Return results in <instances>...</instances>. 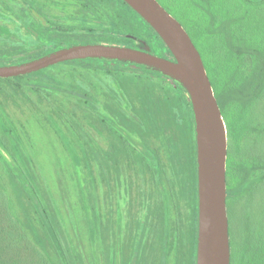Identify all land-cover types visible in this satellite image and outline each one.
<instances>
[{
    "label": "rangeland",
    "instance_id": "374dc122",
    "mask_svg": "<svg viewBox=\"0 0 264 264\" xmlns=\"http://www.w3.org/2000/svg\"><path fill=\"white\" fill-rule=\"evenodd\" d=\"M159 1L196 43L222 110L231 264L264 263V0ZM134 27L118 0H0V65L84 43L135 47L121 38ZM173 83L107 59L0 80V134L40 185L38 196L0 144V264H192L197 140Z\"/></svg>",
    "mask_w": 264,
    "mask_h": 264
},
{
    "label": "water",
    "instance_id": "95a60500",
    "mask_svg": "<svg viewBox=\"0 0 264 264\" xmlns=\"http://www.w3.org/2000/svg\"><path fill=\"white\" fill-rule=\"evenodd\" d=\"M166 44L174 60L148 51L105 44L77 45L39 60L0 66V79L33 74L76 60H123L154 68L188 92L194 114L198 157V245L196 264H231L227 206L228 137L222 110L202 54L183 24L158 0H123Z\"/></svg>",
    "mask_w": 264,
    "mask_h": 264
},
{
    "label": "trees",
    "instance_id": "16d2710c",
    "mask_svg": "<svg viewBox=\"0 0 264 264\" xmlns=\"http://www.w3.org/2000/svg\"><path fill=\"white\" fill-rule=\"evenodd\" d=\"M118 1L121 2V4L123 5V7L125 8L126 12L129 15H131V18H132V20L134 22V26H135L134 29H133L134 30L133 32H135V33L132 32V34L131 33L128 34L127 37L126 36L125 37H122L121 36V38H123L124 40L133 42L135 44V47H131V48L140 49V50L145 51V49L141 47V45L143 44L146 48H148V50H146V51H148V52H150L152 54H155V55H157L159 57L168 58L169 59L170 58L169 56H172L171 52L169 51L168 47L163 42V40L152 29V27L149 24H147L139 16V14H137L123 0H118ZM170 1L171 0H168V2H167V5L168 6H170L169 5ZM171 5L173 6V4H171ZM142 24L148 28V30L150 31V33L152 34L153 37L155 36L154 37L156 39V42L155 43H156V45H157L158 48H156V47L154 48L151 42L143 41L139 36H137V28L136 27L137 26H140ZM93 31L94 30H92L91 32H93ZM90 35H94V34H90ZM102 44L123 46V45H119V44L106 43V42H104ZM59 49L60 48H57V47L56 48H53L52 51L46 53V55L47 54H50V53H54V52L58 51ZM154 50H158L159 53H156V51H154ZM41 57H42V55H38L37 58H41ZM88 60H90V59H88ZM74 62H76V61H74ZM0 66L1 67H4V65H0ZM0 80H2V79H0ZM5 80H10V79H5ZM211 81H212V79H211ZM172 85H173L174 89L177 90V92H178V88L181 90V91H179V93L181 94L182 101L184 103L189 104L192 107V103L190 101V97H189L187 91L184 88L178 87V83H173ZM191 110H192V113H193V108ZM193 118H194V114H193ZM0 144L8 152V154L10 155L11 159L13 160V162L19 168V170L21 171L22 175L26 179L28 185L33 189V191L36 193V195L39 196V188H40L39 181H38V178H37L35 172L33 171L32 167H31L30 161L26 157V155L22 152V150L20 148V145L18 144V140H16L14 137H12L11 131H9L6 128L4 129V134H0ZM196 192L198 193V189L196 190ZM197 216L199 217V210L197 212ZM41 221H42V225H43V228L45 229V232H46L47 236L51 239V241L55 245V247L58 248V249H60V244L58 243L57 236H56V232H55L53 226L50 223V219L47 218L46 216L44 218L41 216ZM197 222H198V220H197ZM230 234H231V231H230ZM197 245H198V234L196 233V238L192 242V247H191V255H192V261H191V263L192 264H196L195 260H196V256H197ZM44 264H46V263H44ZM246 264H249V263H246ZM262 264H264V263H262Z\"/></svg>",
    "mask_w": 264,
    "mask_h": 264
},
{
    "label": "flooded vegetation",
    "instance_id": "af4514ba",
    "mask_svg": "<svg viewBox=\"0 0 264 264\" xmlns=\"http://www.w3.org/2000/svg\"><path fill=\"white\" fill-rule=\"evenodd\" d=\"M159 1V0H158ZM160 2V1H159ZM164 6V5H163ZM165 7V6H164ZM179 20V19H178ZM180 21V20H179ZM182 24H183V22L182 21H180ZM184 26V25H183ZM185 27V26H184ZM186 29V28H185ZM191 36V35H190ZM188 93V92H187ZM189 95V94H188ZM190 97V96H189ZM190 101H191V99H190ZM229 216V215H228ZM260 264H262V263H260Z\"/></svg>",
    "mask_w": 264,
    "mask_h": 264
}]
</instances>
